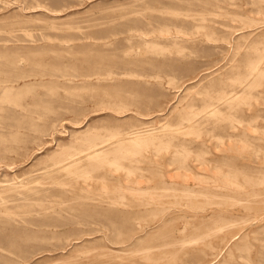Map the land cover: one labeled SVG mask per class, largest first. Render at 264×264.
I'll return each mask as SVG.
<instances>
[{
	"label": "rangeland",
	"instance_id": "obj_1",
	"mask_svg": "<svg viewBox=\"0 0 264 264\" xmlns=\"http://www.w3.org/2000/svg\"><path fill=\"white\" fill-rule=\"evenodd\" d=\"M261 16L0 0V264H264Z\"/></svg>",
	"mask_w": 264,
	"mask_h": 264
},
{
	"label": "bare ground",
	"instance_id": "obj_2",
	"mask_svg": "<svg viewBox=\"0 0 264 264\" xmlns=\"http://www.w3.org/2000/svg\"><path fill=\"white\" fill-rule=\"evenodd\" d=\"M262 17V16H261ZM251 19H252V17H251ZM256 19V18H255ZM255 21V20H254ZM256 22H264V17H262V18H259V19H257V21H255V23ZM261 190V189H260ZM263 191V190H262ZM251 192V191H250ZM246 199V198H245ZM258 217V216H257ZM250 247V246H249Z\"/></svg>",
	"mask_w": 264,
	"mask_h": 264
}]
</instances>
